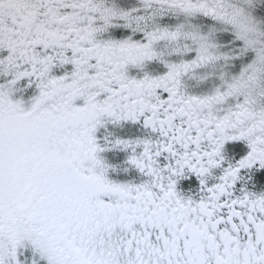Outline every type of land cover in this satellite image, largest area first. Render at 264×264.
Returning a JSON list of instances; mask_svg holds the SVG:
<instances>
[{
  "label": "snow or ice",
  "instance_id": "1",
  "mask_svg": "<svg viewBox=\"0 0 264 264\" xmlns=\"http://www.w3.org/2000/svg\"><path fill=\"white\" fill-rule=\"evenodd\" d=\"M0 264H264V0H0Z\"/></svg>",
  "mask_w": 264,
  "mask_h": 264
}]
</instances>
